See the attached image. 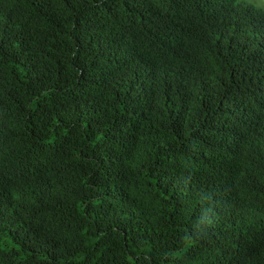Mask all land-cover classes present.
Here are the masks:
<instances>
[{"label": "trees", "instance_id": "trees-1", "mask_svg": "<svg viewBox=\"0 0 264 264\" xmlns=\"http://www.w3.org/2000/svg\"><path fill=\"white\" fill-rule=\"evenodd\" d=\"M0 264H264V10L0 0Z\"/></svg>", "mask_w": 264, "mask_h": 264}, {"label": "rangeland", "instance_id": "rangeland-1", "mask_svg": "<svg viewBox=\"0 0 264 264\" xmlns=\"http://www.w3.org/2000/svg\"><path fill=\"white\" fill-rule=\"evenodd\" d=\"M244 1L264 10V0H244Z\"/></svg>", "mask_w": 264, "mask_h": 264}]
</instances>
